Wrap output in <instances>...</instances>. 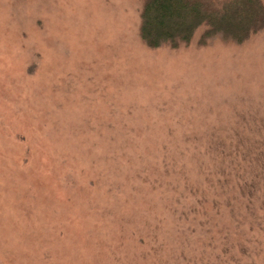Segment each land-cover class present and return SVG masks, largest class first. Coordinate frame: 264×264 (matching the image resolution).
I'll use <instances>...</instances> for the list:
<instances>
[{
	"label": "rangeland",
	"instance_id": "1",
	"mask_svg": "<svg viewBox=\"0 0 264 264\" xmlns=\"http://www.w3.org/2000/svg\"><path fill=\"white\" fill-rule=\"evenodd\" d=\"M141 5L0 0V264H264V28L152 49Z\"/></svg>",
	"mask_w": 264,
	"mask_h": 264
},
{
	"label": "trees",
	"instance_id": "2",
	"mask_svg": "<svg viewBox=\"0 0 264 264\" xmlns=\"http://www.w3.org/2000/svg\"><path fill=\"white\" fill-rule=\"evenodd\" d=\"M264 28L263 0H142L138 35L148 48L198 45L219 37L237 44Z\"/></svg>",
	"mask_w": 264,
	"mask_h": 264
}]
</instances>
